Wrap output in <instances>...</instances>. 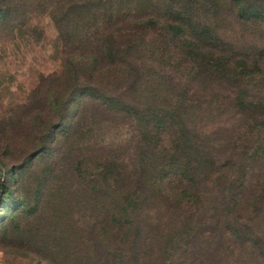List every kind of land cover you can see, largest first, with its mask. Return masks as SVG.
<instances>
[{"label": "trees", "instance_id": "1", "mask_svg": "<svg viewBox=\"0 0 264 264\" xmlns=\"http://www.w3.org/2000/svg\"><path fill=\"white\" fill-rule=\"evenodd\" d=\"M52 3L65 59L20 116L26 161L94 163L81 173L108 207L104 232L136 244L129 264H264V43H245L264 28V0ZM94 110L124 121L127 153L83 157Z\"/></svg>", "mask_w": 264, "mask_h": 264}, {"label": "rangeland", "instance_id": "2", "mask_svg": "<svg viewBox=\"0 0 264 264\" xmlns=\"http://www.w3.org/2000/svg\"><path fill=\"white\" fill-rule=\"evenodd\" d=\"M53 1L0 0V184L4 178V187H0V264H102L101 259L113 264L104 245L124 252L129 264L136 244L122 231L118 235L104 232L109 226L108 207L97 204L98 198L92 196L82 174L90 167L97 171L91 166L94 163L81 159L70 168L76 172H69L67 164H74L58 161L63 154L50 158V153H43L26 161L35 146L31 133L21 130L20 116L24 119L27 112L38 108L42 90L54 86L53 74L59 73L65 59L58 29L49 15L56 6ZM234 28L242 31L238 25ZM257 33L263 36L247 33L254 36H247L248 43L243 41L261 45L264 28ZM75 105L76 101L65 113L67 122ZM93 114L97 123L87 136L83 157L93 156L92 148L100 152L98 147L127 153L129 148H122L127 129L124 121L110 119L101 110ZM213 121L202 119L201 123L209 127ZM219 121L218 126L222 125Z\"/></svg>", "mask_w": 264, "mask_h": 264}]
</instances>
